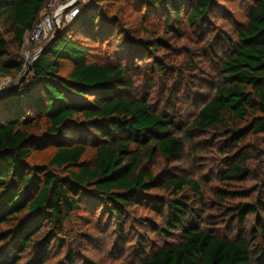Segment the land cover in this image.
<instances>
[{
	"label": "trees",
	"instance_id": "obj_1",
	"mask_svg": "<svg viewBox=\"0 0 264 264\" xmlns=\"http://www.w3.org/2000/svg\"><path fill=\"white\" fill-rule=\"evenodd\" d=\"M117 1L93 0L77 23L99 40L93 31L92 4ZM140 1L147 8L161 10L163 17L171 12L174 22L185 14L189 24H197L212 5V0ZM254 1L236 42L222 57L212 96L197 108L187 130L173 115L156 111L145 99L125 92L131 84L121 61L87 60L88 50L65 29L40 48L46 46L30 63L27 79L14 95L0 101V247L5 248L0 264H17L29 250L34 264L45 260L51 240L65 235L68 218L80 210L83 192L104 203L122 233L125 210L147 202L151 195L146 193L156 187L174 195L163 203L156 201L155 209L164 236L176 231V240L147 253L146 244L140 243L139 259L126 264H264V205L260 200L227 205L232 191L216 190L222 213L231 214L239 228L235 235L223 236L200 225V214L182 193L190 189L199 195L195 179L175 175L163 179L147 168L158 156L166 160L184 154L185 142L194 147L191 134L212 133L219 138L218 148L231 156L217 173L219 183L248 178L246 161L252 155L243 153L239 145L249 134H264V0ZM45 2L0 0V22L10 28L15 51L37 23ZM175 31L180 32L179 26ZM146 49L152 50L150 45ZM15 51L0 31L1 75L19 78L24 72ZM67 63L71 68L63 74ZM155 66L167 77L163 65ZM74 134L80 141L64 140ZM88 142L94 155L85 163L81 158ZM43 143L55 145L48 163L60 174L31 163L32 150ZM260 157L264 159V145ZM248 214L256 217L250 231L244 227ZM145 225L150 226L149 221Z\"/></svg>",
	"mask_w": 264,
	"mask_h": 264
},
{
	"label": "rangeland",
	"instance_id": "obj_2",
	"mask_svg": "<svg viewBox=\"0 0 264 264\" xmlns=\"http://www.w3.org/2000/svg\"><path fill=\"white\" fill-rule=\"evenodd\" d=\"M254 4V0H212L204 18L197 24H189L185 14H180L179 21L174 22L170 20L171 12L163 17L161 10L147 8L140 0H118L117 3L103 2L98 6L92 4L90 12L96 17L93 31L100 35L99 40L88 36L77 23L80 15L89 8L70 19L64 16L58 26L55 25V30L65 29L70 38L88 50L87 60L91 62L112 64L121 61L129 72L131 84L125 92L145 99L156 111L173 115L178 125L187 130L197 108L212 96L220 75L222 57L236 42L237 31L246 23ZM46 14L49 12L42 9L36 24ZM177 26L180 32L175 31ZM0 31L8 40L10 49L15 51L13 34L4 22H0ZM36 33L35 25L25 33L20 50L15 51L24 63L21 76L15 78L0 74V101L17 92L23 79L28 77L30 58L54 35L31 40ZM102 35L107 38H102ZM149 45L152 50L146 51L145 47ZM157 64L163 65L167 77L160 73L155 66ZM70 68V63L65 64L63 74ZM190 137L194 147L185 142L184 154L166 160L158 156L147 168L163 179L171 175L195 179L199 195H194L190 189L182 193L189 197L200 214V225L223 236L235 235L238 224L230 219L231 214L222 213L223 204L217 201L215 192L221 188L232 191L233 197L225 201L227 205L257 200L264 205V159L260 157L264 134H249L239 145L243 153L252 155L246 161L250 169L248 178L226 184L219 183L217 173L228 164L231 156L218 148L219 138L212 133L191 134ZM64 140L67 143L80 141L77 134ZM54 150L53 144H41L32 150L31 163L60 174L61 170L48 163ZM93 155L94 148L88 142L81 160L89 163ZM147 194L151 195L147 202L135 203L125 210V226L120 233L114 217L103 208L104 203L91 200L83 192L80 210L68 218L65 235L51 240L49 255L40 264H126L139 259L140 243L146 244L147 253L166 242L175 241L176 231L164 236L163 223L155 209L156 201L163 203L164 199L174 195L171 190L157 187ZM261 216L264 217V212ZM255 218L254 214L246 216L244 227L247 231L254 226ZM146 221L150 226L145 225ZM4 250L0 247V257ZM32 257L29 250L17 264H34Z\"/></svg>",
	"mask_w": 264,
	"mask_h": 264
},
{
	"label": "built area",
	"instance_id": "obj_3",
	"mask_svg": "<svg viewBox=\"0 0 264 264\" xmlns=\"http://www.w3.org/2000/svg\"><path fill=\"white\" fill-rule=\"evenodd\" d=\"M91 1L93 0H46L43 9L47 13L49 12V14H46L42 21L35 24L37 33L31 37V40L38 41V38L41 36L46 39L48 35H53L55 32V25L58 26L64 16L66 19L73 18L76 14L81 12L85 6L89 5ZM39 52L40 49L32 55L30 63L34 61ZM27 56H29L28 52Z\"/></svg>",
	"mask_w": 264,
	"mask_h": 264
},
{
	"label": "water",
	"instance_id": "obj_4",
	"mask_svg": "<svg viewBox=\"0 0 264 264\" xmlns=\"http://www.w3.org/2000/svg\"><path fill=\"white\" fill-rule=\"evenodd\" d=\"M60 30L59 28H56L55 32H54V35L52 37V39L47 43V45L51 44V42L57 38L58 34H59ZM46 48V46L44 47V49ZM44 49L40 51V53H43L44 52Z\"/></svg>",
	"mask_w": 264,
	"mask_h": 264
}]
</instances>
